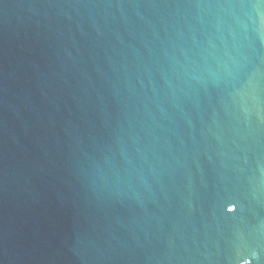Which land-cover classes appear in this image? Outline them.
<instances>
[{
    "label": "water",
    "instance_id": "water-1",
    "mask_svg": "<svg viewBox=\"0 0 264 264\" xmlns=\"http://www.w3.org/2000/svg\"><path fill=\"white\" fill-rule=\"evenodd\" d=\"M0 264H264V0H0Z\"/></svg>",
    "mask_w": 264,
    "mask_h": 264
}]
</instances>
